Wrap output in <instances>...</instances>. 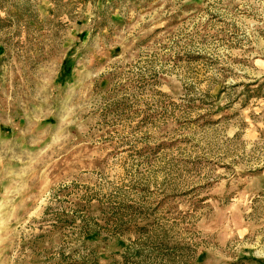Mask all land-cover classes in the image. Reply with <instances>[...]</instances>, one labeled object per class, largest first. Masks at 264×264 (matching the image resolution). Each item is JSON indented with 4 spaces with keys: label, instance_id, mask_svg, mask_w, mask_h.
<instances>
[{
    "label": "rangeland",
    "instance_id": "374dc122",
    "mask_svg": "<svg viewBox=\"0 0 264 264\" xmlns=\"http://www.w3.org/2000/svg\"><path fill=\"white\" fill-rule=\"evenodd\" d=\"M0 264H264V0H0Z\"/></svg>",
    "mask_w": 264,
    "mask_h": 264
}]
</instances>
